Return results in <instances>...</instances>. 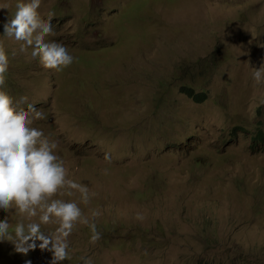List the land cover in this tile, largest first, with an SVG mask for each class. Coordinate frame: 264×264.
Masks as SVG:
<instances>
[{"label": "rangeland", "instance_id": "374dc122", "mask_svg": "<svg viewBox=\"0 0 264 264\" xmlns=\"http://www.w3.org/2000/svg\"><path fill=\"white\" fill-rule=\"evenodd\" d=\"M18 2L0 0L4 90L16 110L43 113L32 127L96 193L88 204L78 192L54 198L101 212L100 240L78 223L58 264H264V142L253 139L264 134V83L252 78L264 0H41V18L53 14L46 41L74 57L60 71L4 35ZM5 219L13 238L29 222L14 208L0 209ZM39 243L23 254L0 240V264H52Z\"/></svg>", "mask_w": 264, "mask_h": 264}, {"label": "clouds", "instance_id": "9594fccd", "mask_svg": "<svg viewBox=\"0 0 264 264\" xmlns=\"http://www.w3.org/2000/svg\"><path fill=\"white\" fill-rule=\"evenodd\" d=\"M41 0H21L16 4L14 16L4 24V35L20 42L19 51L37 60L44 69L60 71L69 67L74 57L68 49L55 41H46L53 35L52 18L42 19L38 9ZM7 8V5H0ZM9 59L0 44V209H15L29 222L17 223L13 235L9 233L7 219L0 221V240H8L19 253L27 254L37 247L52 252V264L69 258L67 238L79 223L89 227L90 243L101 238L94 219L101 215L99 210H90L85 215L75 201L56 199L61 190L71 196L80 194V201L88 204L91 197L87 186L68 178V171L44 133L32 127L33 121L43 119V113L33 104L27 110H16L13 99L4 90ZM255 83H264V64L254 69ZM27 98H22L26 102ZM104 159L111 162V155L105 153ZM91 217V219H90ZM137 219H142L139 215ZM57 225L51 233L41 230V225ZM50 246V247H49ZM84 264H92L91 258H82Z\"/></svg>", "mask_w": 264, "mask_h": 264}, {"label": "trees", "instance_id": "16d2710c", "mask_svg": "<svg viewBox=\"0 0 264 264\" xmlns=\"http://www.w3.org/2000/svg\"><path fill=\"white\" fill-rule=\"evenodd\" d=\"M182 91L185 93V94H187L189 97H191V98H195V99H201V98H203V94H199V93H196L192 88H188V87H183L182 88ZM264 134L262 133V131L261 130H259V132L254 136V141H256V142H261V141H263L264 142ZM255 148V147H254Z\"/></svg>", "mask_w": 264, "mask_h": 264}]
</instances>
